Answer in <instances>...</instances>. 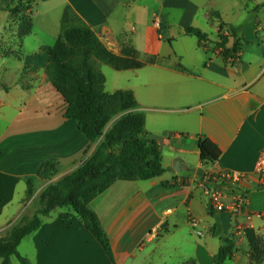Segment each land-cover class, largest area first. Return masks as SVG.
Instances as JSON below:
<instances>
[{"label":"crops","instance_id":"0c3cea01","mask_svg":"<svg viewBox=\"0 0 264 264\" xmlns=\"http://www.w3.org/2000/svg\"><path fill=\"white\" fill-rule=\"evenodd\" d=\"M29 1L32 34L56 40L68 6L112 53L119 54L127 44L142 60L160 59L127 72L121 89L131 91L144 111V131L159 144L165 172L149 181H118L90 203L108 237L113 258L108 263L202 264L203 256L213 260L218 252L220 235L232 239L237 249L227 264H248L243 230L264 234V189L254 174L264 155V34H242L241 26L213 10L191 15V25L181 34L171 29L159 34L160 24L148 26L152 17L171 21L198 11L202 0H154L153 6L141 0ZM248 3L264 11V0H243ZM200 20L208 21L214 34L202 31ZM220 23L237 28L236 34L226 28L220 32ZM187 27L206 35L205 43L186 36ZM25 39L24 57L0 56V230L26 209V179L35 178L42 162L54 160L55 175L48 182L36 179L33 197L77 169L95 148L88 149L76 124L64 118L65 104L45 74L48 46L37 43L27 50ZM219 44L230 51L232 61ZM11 58L15 64L8 62ZM178 64L186 71L178 70ZM203 138L221 152L214 164L200 160ZM175 159L182 160L184 171L173 169ZM223 172L248 177L241 213L208 212L210 188L218 183L206 174ZM54 213L24 239L30 253L19 255L30 264H81L82 244L98 243L71 210ZM190 218L198 221L203 237L194 234Z\"/></svg>","mask_w":264,"mask_h":264},{"label":"trees","instance_id":"16d2710c","mask_svg":"<svg viewBox=\"0 0 264 264\" xmlns=\"http://www.w3.org/2000/svg\"><path fill=\"white\" fill-rule=\"evenodd\" d=\"M211 1V0H205ZM29 0H0V13L8 12L18 17L16 39L18 51L10 48L0 51L3 58L21 56L22 41L32 34L34 22L25 14ZM214 18L219 19L215 14ZM228 30L233 36L237 28L219 24V31ZM184 34L204 44L207 37L199 29L187 27ZM221 43L224 38H220ZM225 57L230 51L219 44ZM47 65L45 74L48 82L65 104L64 118L74 122L88 142V149L94 151L69 175L56 183H49L34 198L36 210L27 217H21L6 236L0 238V264H11L15 256L20 264H30L18 254V247L28 236L38 231L43 219L56 210L69 209L79 219L84 229L100 245L110 262H113L108 237L98 216L91 210L90 203L118 181H149L162 176L160 146L144 131L145 113L129 90L106 92L105 77L97 71L96 64L106 65L117 72L136 71L160 61L156 56L142 60L130 45L122 44L119 54L112 53L99 36L86 25L71 7H65L60 20V33L52 47H46ZM180 71H186L180 64ZM199 157L204 165L218 161L220 150L210 140L203 138L199 145ZM56 162H42L35 178L26 179V196L35 193V180L48 182L55 175ZM210 186L206 185L209 189ZM215 187V186H214ZM213 186L210 189L214 188ZM259 188L264 189V185ZM231 193H246L238 188ZM235 193V194H236ZM214 210L208 207V212ZM216 233V234H215ZM247 242L248 264H262L264 261V235L253 229L243 230ZM218 236L219 232L215 231ZM220 247L213 257V264H226L237 249L232 239L219 235ZM182 264H197L194 260Z\"/></svg>","mask_w":264,"mask_h":264},{"label":"rangeland","instance_id":"374dc122","mask_svg":"<svg viewBox=\"0 0 264 264\" xmlns=\"http://www.w3.org/2000/svg\"><path fill=\"white\" fill-rule=\"evenodd\" d=\"M142 2L149 3L153 6L154 0H141ZM202 2V8L197 11L199 7L194 8L191 10L190 14H184L179 19H174L168 21V19L161 18L160 16L152 17L149 19L148 26L153 25L154 23L160 24V32L159 34H167V30L170 29L173 31L174 34H181L183 27L190 26L191 22V15L196 14L197 16L203 14L205 11L213 10L216 12L221 13L228 21L232 23H237L238 26H241L242 34H264V11L260 9L254 10L252 4L248 3L247 6L243 4V0H214L212 2H208L205 0L200 1ZM240 2V3H238ZM156 7V5H154ZM30 12H26L25 14H29ZM159 26V25H158ZM157 26V27H158ZM198 26L202 31L206 34H214L211 30L210 23L208 21L200 20L198 22ZM18 27V17L15 14H11L8 12L0 13V51H6L7 48H11L15 52L18 51L17 48V39L16 29ZM230 34V33H229ZM25 49L29 50L30 48H34L37 43H42L45 46L52 47L55 43L53 37L49 34H31L25 39ZM23 57L25 56L24 48L22 47ZM13 58H16L12 56ZM17 59V58H16ZM2 60L0 59V63ZM7 62V61H6ZM8 62L11 64H15L16 61L14 59H10ZM96 69L100 72L106 79V90L113 91L114 89H120L127 85V73L129 71H122L117 72L111 69L110 67L97 63ZM106 91V92H107ZM35 197L27 198L25 201L26 209L23 213L12 222L10 225L6 226L3 230H0V238L6 236V234L10 231L12 226L17 223V221L24 216H31L35 210ZM28 204V205H27ZM65 211V209L61 210ZM60 212V210L55 211L54 214ZM80 223V221H79ZM1 229V228H0ZM264 235V234H263ZM203 237V236H202ZM23 242V243H22ZM21 243L20 248L17 249L18 254H26L29 249L26 247V243L23 240ZM241 255H246L241 249ZM30 252H28L29 254ZM101 254V255H100ZM240 254V253H239ZM81 264H109V259L105 255L102 248L96 244H82L81 250ZM202 264H213V260L210 259L208 256H203L201 258ZM30 262V261H29ZM1 263V260H0ZM11 264H20L15 256L11 257ZM227 264V263H226ZM234 264V263H228ZM264 264V261L262 262Z\"/></svg>","mask_w":264,"mask_h":264},{"label":"built area","instance_id":"2783aa9c","mask_svg":"<svg viewBox=\"0 0 264 264\" xmlns=\"http://www.w3.org/2000/svg\"><path fill=\"white\" fill-rule=\"evenodd\" d=\"M155 25L158 26L159 24L155 23ZM227 58L231 61L233 60L232 55H229ZM254 174L260 183L264 185V155L259 159ZM206 177L218 183V185H215V187L209 192V205L214 211L219 213L238 214L245 210L247 193H236V191V194H232L230 190L235 191L240 188L246 192L244 188L248 181L247 176L223 172L216 176L206 174ZM189 224L197 237L200 238L203 236V232L198 229V221L190 218Z\"/></svg>","mask_w":264,"mask_h":264},{"label":"water","instance_id":"95a60500","mask_svg":"<svg viewBox=\"0 0 264 264\" xmlns=\"http://www.w3.org/2000/svg\"><path fill=\"white\" fill-rule=\"evenodd\" d=\"M183 165H184V163L182 162V160L175 159L172 167L177 173H179V172L184 171Z\"/></svg>","mask_w":264,"mask_h":264}]
</instances>
